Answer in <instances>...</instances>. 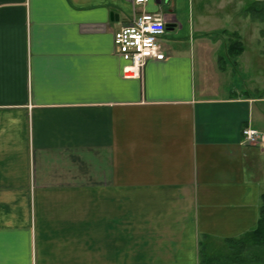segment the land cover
<instances>
[{
	"label": "crops",
	"instance_id": "crops-1",
	"mask_svg": "<svg viewBox=\"0 0 264 264\" xmlns=\"http://www.w3.org/2000/svg\"><path fill=\"white\" fill-rule=\"evenodd\" d=\"M225 1L0 0V264H201L256 227L264 88ZM142 13L166 58L125 79L113 35Z\"/></svg>",
	"mask_w": 264,
	"mask_h": 264
},
{
	"label": "rangeland",
	"instance_id": "rangeland-1",
	"mask_svg": "<svg viewBox=\"0 0 264 264\" xmlns=\"http://www.w3.org/2000/svg\"><path fill=\"white\" fill-rule=\"evenodd\" d=\"M204 1L211 5L213 2L217 3L219 0ZM251 1L253 0H226L225 5L230 7L233 12L219 11L217 14L218 17L215 19L221 22L222 28L226 31L231 33L237 31L242 36L241 39L246 52L240 64L242 66L236 72V77L244 82L248 78L254 77L253 80L264 88V21L259 22L257 19H252L248 14L244 16V8L245 6L247 8ZM198 3V1H195L196 11L199 6ZM231 14L232 17L230 16ZM195 15L197 16L198 13L196 12ZM212 243L213 247L217 250H222V253L229 256L232 255V252L234 253L233 246L231 247L229 244L220 242ZM250 248L242 254L241 259L245 260V262L235 263L236 261L229 262L222 259L217 264H264V245H261V248H256V246L252 245ZM233 260L235 259L233 258Z\"/></svg>",
	"mask_w": 264,
	"mask_h": 264
},
{
	"label": "built area",
	"instance_id": "built-area-1",
	"mask_svg": "<svg viewBox=\"0 0 264 264\" xmlns=\"http://www.w3.org/2000/svg\"><path fill=\"white\" fill-rule=\"evenodd\" d=\"M147 0H133L135 5H144ZM166 25L158 15L142 13L133 17L113 35V44L123 62L122 76L125 79H137L150 61L165 60L160 39L164 36ZM246 144L258 146L263 143L262 135L251 128L242 130Z\"/></svg>",
	"mask_w": 264,
	"mask_h": 264
},
{
	"label": "trees",
	"instance_id": "trees-1",
	"mask_svg": "<svg viewBox=\"0 0 264 264\" xmlns=\"http://www.w3.org/2000/svg\"><path fill=\"white\" fill-rule=\"evenodd\" d=\"M246 14H248L252 19H257L259 22L264 21V1L253 0L246 8ZM243 52V45L240 41L236 40L230 43L228 48L229 57H237ZM260 210H259V219L257 221L256 227L246 233L244 236L238 239L227 240L224 244H229L233 246L234 253L232 252L231 256L222 253V250H217L213 247V243L206 242L200 252L201 264H217L219 260H226L229 262L242 263L245 260L241 259L242 254L248 249H251L252 245L256 248H261V245H264V194L260 199ZM254 249V248H253ZM255 250V249H254ZM258 250V249H257ZM233 258L235 260H233ZM238 261V262H237Z\"/></svg>",
	"mask_w": 264,
	"mask_h": 264
},
{
	"label": "water",
	"instance_id": "water-1",
	"mask_svg": "<svg viewBox=\"0 0 264 264\" xmlns=\"http://www.w3.org/2000/svg\"><path fill=\"white\" fill-rule=\"evenodd\" d=\"M166 29H167V30L170 29V25H169V24L166 25Z\"/></svg>",
	"mask_w": 264,
	"mask_h": 264
}]
</instances>
